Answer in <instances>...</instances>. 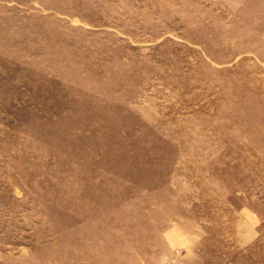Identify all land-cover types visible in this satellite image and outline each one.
<instances>
[{
  "label": "rangeland",
  "instance_id": "obj_1",
  "mask_svg": "<svg viewBox=\"0 0 264 264\" xmlns=\"http://www.w3.org/2000/svg\"><path fill=\"white\" fill-rule=\"evenodd\" d=\"M230 185L264 206V0H0V264H264Z\"/></svg>",
  "mask_w": 264,
  "mask_h": 264
},
{
  "label": "crops",
  "instance_id": "obj_2",
  "mask_svg": "<svg viewBox=\"0 0 264 264\" xmlns=\"http://www.w3.org/2000/svg\"><path fill=\"white\" fill-rule=\"evenodd\" d=\"M241 184V183H240ZM236 187L241 188L240 190L236 191V194L234 192V186L230 185V191H225V198L227 197H233V195H236L240 198V200L232 204L231 212L240 219L244 220L243 226L244 228L242 230L236 229L235 226H231L232 228V236H234V243L237 245V247L240 248L241 243H246L252 240L256 234L261 232L262 229H264V206L262 201L260 202H253L252 201V190L249 188H245L242 186L236 185ZM216 211L219 212V209L216 206ZM222 211V210H221ZM223 212V211H222ZM230 234V235H231ZM229 235V236H230ZM177 256V252L174 254ZM173 259L170 260V263ZM177 260V258H176ZM175 264H183L182 261H175Z\"/></svg>",
  "mask_w": 264,
  "mask_h": 264
}]
</instances>
